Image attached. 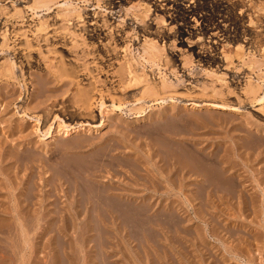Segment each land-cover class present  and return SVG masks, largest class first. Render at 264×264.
<instances>
[{
	"label": "rangeland",
	"instance_id": "rangeland-1",
	"mask_svg": "<svg viewBox=\"0 0 264 264\" xmlns=\"http://www.w3.org/2000/svg\"><path fill=\"white\" fill-rule=\"evenodd\" d=\"M105 1L70 0L71 7L48 17L45 10H30L35 0H0V49L10 53L17 47L21 52L18 58L0 52V264H264V104L250 87L264 80V0H227L235 2L242 24L236 43L221 41L218 29L208 34L210 39L196 34L178 38V23L169 17L163 22L161 11L155 18L153 7L148 23H135L130 16L125 23L120 17L125 12L109 13ZM133 3L141 4L135 0L123 8ZM69 8L73 13L66 16L73 20L68 23L64 19ZM22 10L24 22L18 17ZM93 14L105 30L100 49L115 51L108 68L97 56L93 39L81 32ZM9 19L18 21V42L5 31ZM43 21L51 25L48 31L58 29L66 36L56 38L50 32L53 45L38 43L28 29ZM130 26L139 31L138 38ZM119 28L125 37L117 34ZM231 29L233 38L234 26ZM152 33L165 38V43L156 38L155 65L139 58L155 37ZM203 47L217 57L210 66L194 54ZM127 59L141 80L139 86L128 88L119 81ZM8 60L16 63L11 75ZM147 79L160 85L175 82L177 92L168 88L157 96L145 95L141 92ZM78 89L87 92L88 109H80ZM132 93L136 97L127 99ZM9 95L13 100L8 106L3 96ZM100 97L105 98L104 108ZM113 102L121 103L120 110ZM218 102L237 110L212 106ZM58 104L68 112L58 110ZM70 115L74 122L67 119ZM64 122L72 127L63 129ZM229 179L238 186L233 195L226 185Z\"/></svg>",
	"mask_w": 264,
	"mask_h": 264
},
{
	"label": "bare ground",
	"instance_id": "bare-ground-1",
	"mask_svg": "<svg viewBox=\"0 0 264 264\" xmlns=\"http://www.w3.org/2000/svg\"><path fill=\"white\" fill-rule=\"evenodd\" d=\"M16 2H17V0H15ZM80 1H82V2H87V3H90V2H92L93 0H80ZM133 1H135V0H106L105 1V5H104V7L106 8V10H109V13H113V11L114 10H116V9H120V12H125V16H120L121 17V19L123 20V22H125L126 21V16L128 17V16H130V18H129V20H131V21H133V22H135V21H137V22H135V23H138L139 22V24H146V23H148L147 22V20L148 19H151V12H152V7H153V15H155V18L156 17H160L157 13L159 12V11H161L160 13L163 15V16H161L162 18V21L164 22V18L165 17H169V18H171V20H173V22H175V23H178L177 25H179L180 26V28L178 29V31H177V37L179 38V37H183V36H185V35H189V37H192L193 35H200L199 36V39H202V38H205V37H207L208 36V34H210V32L211 31H213V30H215V29H218V33H219V38H221V41H224V42H230V43H232V42H234V41H237V42H239V39H238V33L240 34L241 32H240V30H241V28H242V24H241V26L239 25V22H240V19L238 18V15L236 14V10H235V2L233 1V2H231L232 4L230 5V3L227 1V0H138L139 1V3H141V4H138V5H135V3H133L131 6H129V7H125V8H123L124 7V4H129V3H132ZM93 3V2H92ZM143 5H145V7L143 6ZM33 6V5H32ZM73 6V5H72ZM87 6V5H86ZM93 6V5H92ZM63 7H71V3H70V0H65V1H63V0H35V5H34V7H30L29 6V8H30V10L31 11H33V12H35V13H38V11L40 10V11H42V10H45L46 12H47V16L49 17L50 15H51V13H54V12H56V10L57 9H59V8H63ZM99 7H103L101 4L99 5ZM142 7H144L145 9H142ZM74 7H72V9H73ZM237 8V7H236ZM70 9V8H69ZM72 9H70V10H68V12L67 13H65V19H64V22H65V20L69 23V22H71L72 20L71 19H69V18H67V16H66V14H70V13H73V12H71V10ZM243 9V8H242ZM74 10H76V8L74 9ZM73 11V10H72ZM131 11V12H130ZM132 13V14H130V13ZM21 15H19L18 17H20L21 19H23V21L22 22H24V20H25V11H21ZM143 13H145L144 15H143ZM251 14V13H250ZM240 15V14H239ZM92 16V15H91ZM93 17V18H92ZM89 20L91 21L90 22V24H87L88 26H86V28H84V29H82L81 30V32H83L85 35H87V36H89V38L92 40L93 39V41L91 42L93 45L95 44V45H97V51H96V54H97V56L99 57V55H101V57H103V59H105V61L103 62V60H102V64H104V66L105 67H107L108 68V66H106V65H108L109 63H110V61H111V59H110V56H112L113 54H114V50H111L110 48H107V49H100V44L102 43V41H100V39H101V34L105 31L104 30V28H103V32H102V24L101 25H99L98 24V21L97 20H95L94 18H96V16L93 14V16H92ZM57 18V17H56ZM56 20V19H55ZM250 20V19H249ZM11 21V22H10ZM17 21V20H16ZM16 21H12V20H8V22H10L11 24H9V25H6L5 26V31H7L8 32V34H9V36H11L12 34V37L10 38L11 40L12 39H14V42L16 41V42H18L17 40L18 39H20L19 38V36H18V29L17 28H15L14 27V25H16L17 23H16ZM83 21V20H82ZM93 21V22H92ZM107 21V20H106ZM110 21V20H109ZM130 21V22H131ZM161 21V20H160ZM161 21V22H162ZM191 21H193L194 22V24H192L191 23ZM18 22V21H17ZM21 22V23H22ZM44 22V21H43ZM80 22V21H79ZM84 22V21H83ZM129 22V21H128ZM48 23V22H47ZM85 23V22H84ZM86 23H89L88 21H86ZM86 23L84 24V25H86ZM122 23V22H121ZM125 23H127V22H125ZM49 24V23H48ZM72 24V26H74L73 25V23H71ZM30 25V24H29ZM55 25V24H54ZM65 25H67V23L65 24ZM122 25V24H121ZM124 25V24H123ZM137 25V24H136ZM176 25V24H175ZM51 25H47L45 22L44 23H41L40 22V24L39 25H37L36 27H33L34 29H32V27H31V29H28L29 30V33H31V37L32 38H34V40H36L38 43H42V42H48V41H50V43L52 44V40L51 39H49V37H47V34L48 33H50V32H52V34L54 35V37H56V38H64L66 35H64L63 33H61L58 29H54V30H50V31H48V28L50 27ZM68 26V25H67ZM118 26V25H117ZM116 26V27H117ZM146 26V25H145ZM231 26H234V28H235V31H233L234 32V34H235V37H233L232 38V29H231ZM75 27V26H74ZM73 27V28H74ZM11 28V29H10ZM30 28V27H29ZM81 28H83V27H81ZM51 29V28H50ZM69 29H71L70 27H69ZM129 29H130V31H132V29H133V31H135V28H132V26H130L129 27ZM12 30V31H11ZM20 30V29H19ZM62 30H64V28H62ZM80 30V29H79ZM107 30V29H106ZM111 30H115V27H111ZM243 30V32H245V33H247V34H249V35H251V33L249 32V30L248 29H242ZM118 33L117 34H120V32H121V37H125L126 36V32H124L125 30H120V28H119V30H116ZM143 31V30H142ZM176 31V30H175ZM47 32V33H46ZM112 32H114V31H112ZM144 32V31H143ZM22 33H24V32H21V34ZM28 33V32H27ZM115 33V32H114ZM214 33V32H213ZM25 34H26V32H25ZM147 35L149 34V32H147L146 33ZM153 34V36H154V34H155V37L154 38H150V40H149V45H147V46H144L143 47V54L140 52V54H139V58L140 59H143L144 61H146V62H151V63H154V65H155V58L157 57V54H156V51H157V46L155 45V43H156V38H160L161 40H162V42L163 43H165V38H163L162 36H160V35H158V34H156V33H152ZM216 34H217V32H216ZM20 35V34H19ZM24 35V34H23ZM51 35V34H50ZM106 35V34H105ZM144 35V34H143ZM146 35V36H147ZM211 35V34H210ZM21 36V35H20ZM145 36V35H144ZM254 36V35H253ZM25 37H26V35H25ZM28 37V36H27ZM26 37V38H27ZM53 37V36H52ZM68 37V36H67ZM139 37V31H135L134 32V38H138ZM88 38V37H87ZM86 38V39H87ZM95 38V39H94ZM131 38H132V36L130 37V39L129 40H131ZM149 38V37H148ZM207 38H209L210 39V37H207ZM216 38V37H215ZM218 38V37H217ZM250 38V37H249ZM55 39V38H54ZM104 39V38H103ZM157 39V40H158ZM175 39H177V38H175ZM213 39V38H212ZM58 40V39H57ZM128 40V39H127ZM128 40V41H129ZM160 40V41H161ZM188 40V39H187ZM27 41V40H26ZM33 41V40H32ZM31 41V42H32ZM54 41V40H53ZM97 41V42H96ZM132 41V40H131ZM136 41V40H135ZM152 41H154V42H152ZM201 41V40H200ZM212 41V40H211ZM214 41V40H213ZM249 41V40H248ZM247 41V42H248ZM23 42H25V41H23ZM23 42H22V44H23ZM27 42H30V41H27ZM158 42V41H157ZM197 42H199V40L197 41ZM204 42V41H203ZM215 42V41H214ZM33 43V42H32ZM54 43H55V41H54ZM57 43V42H56ZM61 43V42H60ZM200 43V42H199ZM234 43H236V42H234ZM21 44V43H20ZM19 43H17V44H15V45H20ZM29 44V43H28ZM28 44H26V45H28ZM50 44V45H51ZM201 44V43H200ZM210 44V43H209ZM213 44V43H212ZM246 44V43H245ZM4 45V44H3ZM32 45V44H31ZM53 45V44H52ZM91 45V44H90ZM196 45H198V43L196 44ZM202 45V44H201ZM103 46V45H102ZM104 46H106V45H104ZM131 46V45H130ZM205 46V45H204ZM213 46V45H212ZM215 46V45H214ZM218 46V45H217ZM94 47V46H93ZM239 46H237V48H238ZM99 48V49H98ZM211 48V47H210ZM13 49V48H12ZM15 49H17V47L15 48ZM14 49V51H12V52H10V53H8V51H5L4 52V50L1 48L0 49V52H2L1 54L2 55H4L3 53H5L6 55H7V57L9 56V57H11V55L14 57V58H18L19 57V55H20V53L21 52H16V50ZM20 49V48H19ZM116 49V48H115ZM198 49V48H197ZM218 49V48H217ZM18 50V49H17ZM215 50V49H214ZM22 51V50H21ZM214 52V51H213ZM217 52V51H216ZM118 53V52H117ZM120 53V52H119ZM210 53H212V52H210ZM194 54H196L195 56L198 58V62H200V63H202V62H205L206 63V65L208 64L209 66L210 65H212L211 63H213V61L214 60H216L217 59V57H213L212 58V56H210L209 55V53L207 52V51H205V49H204V47L203 48H201V49H199V51L197 50V52L196 53H194ZM22 55V54H21ZM90 55V54H89ZM132 55V54H131ZM218 55V54H217ZM251 55V54H250ZM28 56V55H27ZM27 56H25L24 58H26ZM114 56V55H113ZM117 57V56H116ZM133 57V56H132ZM124 58H126V56H124ZM136 58V57H135ZM6 59V58H5ZM10 59V58H9ZM23 59V58H22ZM138 59V58H137ZM176 59V58H175ZM132 60H134V58H132ZM139 60V59H138ZM142 60V61H143ZM219 60V59H218ZM17 61V60H16ZM25 61V60H24ZM23 60H22V62H24ZM27 61V60H26ZM124 61V60H123ZM8 62H12V60H8ZM19 62H21V61H19ZM21 62V63H22ZM29 63V62H28ZM106 63H108V64H106ZM126 63V62H125ZM124 63V66H122L123 67V70H122V72H120V74H118L117 76H119L120 77V83H122V84H124V85H126L128 88H131V86H139V84H140V82H141V80L137 77V76H134V72H133V70L131 69L132 67V63H131V60L129 59H127V63L125 64ZM138 63V62H137ZM157 63V62H156ZM204 63V64H205ZM216 62H214V64H215ZM123 64V63H122ZM121 64V65H122ZM140 64V63H139ZM166 64V63H165ZM15 65H16V63L13 61L12 62V65L11 64H9V65H7V67H6V69H7V72L11 75V74H13V69H14V67H15ZM1 66V65H0ZM25 66V65H24ZM23 66V67H24ZM62 66V65H61ZM109 66H111V65H109ZM5 67V66H4ZM18 67V66H17ZM156 67H157V65H156ZM3 68V67H2ZM27 68V67H26ZM58 68H60L59 66L57 67V69ZM102 68H104L103 66H102ZM218 68V67H217ZM22 69H24V68H21V70ZM62 69H64V68H62ZM106 69V68H105ZM120 69V68H119ZM2 70V69H1ZM103 70V69H102ZM116 71V70H115ZM22 72V71H21ZM56 72H59L58 70L56 71ZM263 72V71H262ZM2 74V73H1ZM15 74V73H14ZM48 74H50V73H48ZM117 74V73H116ZM170 74V73H169ZM172 74V73H171ZM66 75V74H65ZM56 76V75H55ZM61 76V75H60ZM59 76V77H60ZM116 76V77H117ZM13 77V76H12ZM45 77V76H44ZM48 77V76H47ZM46 77V78H47ZM58 77V76H57ZM164 77V76H163ZM166 77V76H165ZM2 78H4V77H2ZM15 78V77H14ZM35 78V77H34ZM149 79H151V78H149ZM153 79V78H152ZM148 80V79H147ZM154 80V79H153ZM263 80V79H262ZM25 81H26V79H25ZM36 81V80H35ZM116 81H118V80H116ZM156 81V80H155ZM171 81V80H170ZM10 82V81H9ZM60 82V81H59ZM83 82V81H82ZM144 82V81H143ZM32 83V82H31ZM50 83V82H49ZM67 83V82H66ZM145 84L147 83V86H146V88H145V92H141V93H144L145 95H149V96H153V95H156L157 96V94L159 95V94H161L162 92H164V91H166V89H168V88H173V87H175V82L174 83H172V82H170V83H168V81L167 80H164L163 82H162V84L160 85V83H157V82H154V81H147V82H144ZM90 84V83H89ZM262 85H260V86H255V85H253L252 84V86H250V87H252L251 88V91H252V89L255 91V93L256 94H258V97H257V101L258 102H260V103H262V104H264V80H263V82L261 83ZM5 85V84H4ZM91 85V84H90ZM121 85V84H120ZM28 86V85H27ZM91 86H93L94 87V85L92 84ZM1 87H4L3 85L1 86ZM38 87V86H37ZM177 87V86H176ZM6 88H8V87H6ZM14 88V87H13ZM84 89H85V87H83ZM88 88V87H87ZM123 88H125V87H123ZM11 90H12V88H10ZM82 89V88H81ZM89 89H91L90 87H89ZM100 89V88H99ZM142 89V88H141ZM140 89V90H141ZM173 89H175V88H173ZM188 89V88H187ZM7 90V89H6ZM6 90H4V93H6L7 91ZM79 90V92H77L78 93V100H79V103H81V105H80V109L82 108H84V107H90V98L87 96V92H84L83 90H80V89H78ZM87 90V89H86ZM93 90V89H92ZM108 90V89H107ZM6 91V92H5ZM55 91V90H54ZM125 91V90H124ZM142 91H143V89H142ZM175 91H176V89H175ZM10 92V91H9ZM12 92V91H11ZM14 92V91H13ZM57 92V91H56ZM90 92H91V90H90ZM102 92V91H101ZM107 92H109V91H107ZM106 92V93H107ZM134 92V91H133ZM136 92V91H135ZM139 92V93H140ZM172 92V91H171ZM177 92V91H176ZM187 92H188V90H187ZM190 92V91H189ZM55 93V92H54ZM102 93H105V92H102ZM101 93V94H102ZM130 93V92H129ZM137 93H138V91H137ZM191 93V92H190ZM2 94V93H1ZM7 94V93H6ZM44 94V93H43ZM46 94V93H45ZM50 94V93H49ZM75 94V93H74ZM111 94V93H110ZM163 94V93H162ZM175 94V93H174ZM185 94H187L186 92H185ZM189 94V93H188ZM4 95V94H3ZM12 95V94H11ZM11 95H9V96H3V98L4 99H7L6 100V103L5 104H7L8 106H9V104H12V100L13 99H9L8 100V97L9 98H12V96ZM105 95V94H104ZM126 95V94H125ZM135 95V94H134ZM133 95V93L132 94H129L128 96H127V99L128 98H135L136 96H134ZM142 96H144L143 94H141ZM179 95H181V94H179ZM182 95H184V93L182 94ZM106 96V95H105ZM104 96V97H105ZM125 96V97H126ZM141 96V97H142ZM104 97H100V99H101V107H103V105L105 104V102H104V100H105V98ZM107 97V96H106ZM139 97V96H138ZM170 97V96H169ZM17 98V97H16ZM35 98V97H34ZM76 98V97H75ZM144 98V97H143ZM148 98H150V97H148ZM181 98H183V97H170V99H181ZM36 99V98H35ZM126 98H125V100H127ZM146 99V98H145ZM3 100V99H2ZM41 100V99H40ZM131 100V99H130ZM136 100V99H135ZM144 100V99H143ZM149 100V99H148ZM161 100H163V102H164V99H161ZM35 101H37V100H35ZM42 101V100H41ZM74 101V100H73ZM75 101H76V99H75ZM43 102V101H42ZM78 102V101H77ZM128 102V101H127ZM126 102V103H127ZM137 102H138V100H137ZM112 103V102H111ZM152 103V102H151ZM118 104V103H117ZM116 103H114L113 102V107L114 108H117V109H119L120 110V108L122 107V105H121V103L119 104V105H117ZM210 104H212V103H210ZM37 105V104H36ZM29 106V105H28ZM41 106V105H40ZM47 106V105H46ZM57 107H58V110H60V111H62L63 113H65V112H68V107L67 106H65V105H56ZM78 106H79V104H78ZM77 106V107H78ZM125 106H126V104H125ZM212 106H214V107H216V108H219V109H236L235 107L233 108V107H230V105H228V104H225V103H213V105ZM24 107V106H23ZM22 107V108H23ZM31 107V106H30ZM51 107V106H50ZM71 107V106H70ZM73 107V106H72ZM86 107V108H87ZM88 107V108H89ZM100 107V106H99ZM25 109L23 110V113L25 114V116L26 115H29V113L27 112L28 111V109H26V107H24ZM37 108V107H36ZM52 108H54V106H52ZM79 108V107H78ZM87 108V109H88ZM104 108V107H103ZM86 109V110H87ZM233 110V111H234ZM237 110V109H236ZM49 111H50V113H51V109H49ZM55 111V110H54ZM79 112V111H78ZM139 113H140V111H138ZM143 112V111H142ZM53 113V112H52ZM51 113V114H52ZM57 113H58V111H57ZM70 113V112H69ZM74 113V112H73ZM103 113V112H102ZM23 114V115H24ZM43 114H45V113H43ZM47 114V116L49 115L48 113H46ZM61 114V113H60ZM56 115V114H55ZM75 115V114H74ZM74 115H70V116H68L67 117V119L69 120V121H71V122H74L76 119L74 118ZM77 115V114H76ZM81 115H83V114H81ZM148 115V114H147ZM65 119H66V116L65 115H62ZM78 116V115H77ZM144 116V115H143ZM32 117V116H31ZM33 117H37V119L36 120H38V121H40L41 120V118L39 117L38 118V116H33ZM32 117V118H33ZM61 118V116L59 117V115L57 116H55V118ZM164 116H160L159 118H163ZM45 118H46V116H45ZM43 119H44V117H43ZM164 120V119H163ZM116 121V120H115ZM39 123V122H38ZM44 123V122H43ZM82 123H83V121H81L80 122V125H82ZM103 124V123H102ZM119 124V123H118ZM91 125V124H90ZM104 125V124H103ZM116 125V124H115ZM9 126V125H8ZM71 126V123L70 124H67L66 122H64V124H62V127H63V129L64 128H68V127H70ZM51 125L47 128V130H46V134L48 133L49 134V132H50V130H51ZM72 127V126H71ZM75 127V126H74ZM18 128V127H17ZM56 128V127H55ZM61 128V127H60ZM111 128H112V126H111ZM13 129V128H12ZM23 129V128H22ZM62 128L59 130V131H62L63 130ZM16 130V129H15ZM81 130V129H80ZM118 130V129H117ZM128 131V130H127ZM18 132H20V131H18ZM53 132H54V130H53ZM52 132V133H53ZM6 133V132H5ZM22 133V132H21ZM63 133H65V137H67V135L69 134V129H65V131L63 132ZM160 133V132H159ZM14 134H16L15 132H14ZM55 134V133H54ZM64 135V134H63ZM82 135V134H81ZM86 135V134H85ZM52 136V135H51ZM9 137V136H8ZM144 137V136H143ZM7 138V137H6ZM5 138V139H6ZM90 138V137H89ZM92 138V137H91ZM97 138V137H96ZM100 138V137H99ZM15 139H17V138H15ZM21 139V138H20ZM57 139V138H56ZM61 139V138H60ZM101 139V138H100ZM158 139V138H157ZM89 140V139H88ZM96 140V139H95ZM99 140V139H98ZM61 141V140H60ZM138 141V140H137ZM10 142V141H9ZM62 142V141H61ZM60 142V143H61ZM77 142V141H76ZM86 141L85 140H81L80 141V143H82V145H83V143H85ZM116 142V141H115ZM143 142V141H142ZM78 143V142H77ZM87 143V145H91V146H93L94 145V143H93V145H92V143H90L89 141L88 142H86ZM193 143V142H192ZM9 144V143H8ZM10 145V144H9ZM18 145V144H17ZM85 145V144H84ZM110 145V144H109ZM155 145V144H154ZM28 146V145H27ZM57 146V145H56ZM76 146V145H75ZM118 146V145H117ZM152 146V145H151ZM9 147V146H8ZM14 147H15V144H14ZM58 147V146H57ZM80 147V146H79ZM94 147V146H93ZM109 147V146H108ZM121 147V146H120ZM61 148V147H60ZM81 148V147H80ZM98 148V147H97ZM154 148V147H153ZM153 148H151V149H153ZM32 149V148H31ZM73 149H75V148H73ZM115 149H117V148H115ZM8 150V149H7ZM198 150V149H197ZM5 151H6V149H5ZM48 151V150H47ZM95 151V150H94ZM106 151V150H105ZM9 152V151H8ZM168 152V151H167ZM49 153V152H48ZM148 153V152H147ZM153 153H155V152H153ZM201 153V152H200ZM105 154V153H104ZM159 154V153H158ZM2 155V154H1ZM64 155V154H63ZM71 155H72V153H71ZM133 156H134V154H133ZM205 156H206V154H205ZM40 157V156H39ZM58 157V156H57ZM66 157V156H65ZM86 157V156H85ZM103 157V156H102ZM101 157V158H102ZM174 157V156H173ZM209 157V156H208ZM30 158V157H29ZM42 158V157H41ZM89 158V157H88ZM155 158V157H154ZM164 158V157H163ZM167 158V157H166ZM169 158H170V156H169ZM168 158V160H170ZM189 158V157H188ZM5 159H6V157H5ZM10 159V158H9ZM76 159V158H75ZM113 159V158H112ZM160 159V158H159ZM181 159V158H180ZM219 159V158H218ZM2 160H4V159H2ZM50 160V159H49ZM54 160V159H53ZM213 160V159H212ZM23 161V160H22ZM69 161V160H68ZM115 161V160H114ZM181 161V160H180ZM218 161V160H217ZM225 161V160H224ZM19 162V161H18ZM41 162H42V159H41ZM101 162V161H100ZM172 162V161H171ZM185 162V161H184ZM90 163V162H89ZM110 163V162H109ZM116 163V162H115ZM16 164V163H15ZM33 164V163H32ZM112 164V163H111ZM119 164H120V162H119ZM95 165V164H94ZM103 165V164H102ZM126 165V164H125ZM212 165V164H211ZM13 166V165H12ZM56 166H57V164H56ZM99 166V165H98ZM172 166V165H171ZM205 166V165H204ZM209 166V165H208ZM3 167V166H2ZM45 167V166H44ZM49 167V166H48ZM96 167V166H95ZM107 167V166H106ZM111 167V166H110ZM176 167V166H175ZM24 168V167H23ZM103 168V167H102ZM171 168V167H170ZM187 168V167H186ZM189 168V167H188ZM235 168V167H234ZM37 169V168H36ZM57 169V168H56ZM70 169H71V167H70ZM163 169V168H162ZM164 169H166V168H164ZM179 169V168H178ZM190 169H191V167H190ZM100 169H98V171H99ZM167 170V169H166ZM54 171V170H53ZM103 171V170H102ZM112 171V170H111ZM205 171V170H204ZM219 171V170H218ZM233 171H234V169H233ZM73 172V171H72ZM84 173H85V171H83ZM176 172V171H175ZM188 172V171H187ZM228 172V171H227ZM226 172V173H227ZM229 172H230V170H229ZM231 172H232V170H231ZM31 173V172H30ZM91 173V172H90ZM235 173H237V172H235ZM263 173V172H262ZM86 174V173H85ZM93 174V173H92ZM96 174V173H95ZM104 174H106V173H104ZM161 174H162V172H161ZM168 174V173H167ZM180 174H182V173H180ZM189 174V173H188ZM187 174V175H188ZM205 174V173H204ZM241 175V174H240ZM54 176V175H53ZM56 176V175H55ZM67 176V175H66ZM69 176V175H68ZM67 176V177H68ZM80 176V175H79ZM138 176V175H137ZM164 176V175H163ZM167 176V175H166ZM179 176V175H178ZM205 176V175H204ZM203 176V177H204ZM214 176V175H213ZM218 176V175H217ZM220 176V175H219ZM227 176V175H226ZM229 176V175H228ZM233 176V175H232ZM82 177H84V176H82ZM88 177V176H87ZM101 177V176H100ZM146 177V176H145ZM152 177V176H151ZM212 177V176H211ZM216 176H214V178H215ZM56 178H58V177H56ZM176 178V177H175ZM209 178V177H208ZM222 177H218V179H221ZM224 178V177H223ZM223 178H222V182H224V181H228V180H224L223 181ZM260 178V177H259ZM62 179V178H61ZM169 178H167V180H168ZM171 179H173V178H171ZM170 179V180H171ZM205 179V178H204ZM204 179H202V180H204ZM233 179V178H232ZM232 179H229L230 181L229 182H227L226 183V185L229 187V189H227V187H225L227 190H229V194H231V195H233L234 193H237V192H235V191H237V183L236 182H234ZM235 179H236V177H235ZM60 180V179H59ZM72 180V179H71ZM76 180V179H75ZM74 180V181H75ZM154 180V179H153ZM174 180V179H173ZM184 180V179H183ZM144 181V180H143ZM206 181V180H205ZM212 181V180H211ZM213 181H214V179H213ZM164 182H166V181H164ZM178 182V181H177ZM215 182V181H214ZM221 182V180H219V182L218 183H220ZM131 183V182H130ZM170 183V182H169ZM216 183H217V181H216ZM263 183V182H262ZM52 184H54V183H52ZM204 184H206V182L204 183ZM213 184V183H212ZM64 185V184H63ZM72 185H73V183H72ZM217 184H215V186H216ZM77 186V185H76ZM157 186H158V184H157ZM208 186H210V185H208ZM213 186V185H212ZM241 186V185H240ZM243 186V185H242ZM32 187V186H31ZM74 187V186H73ZM78 187V186H77ZM96 187V186H95ZM170 187V186H169ZM173 187V186H172ZM222 187H223V184H222ZM2 188V187H1ZM97 188V187H96ZM162 188V187H161ZM205 188H206V186H205ZM257 188V187H256ZM55 189V188H54ZM74 189V188H73ZM83 189V188H82ZM213 189V188H212ZM224 189V188H223ZM53 190V189H52ZM66 190V189H65ZM153 190V189H152ZM207 190V189H206ZM218 190V189H217ZM252 190V189H251ZM74 191V190H73ZM76 191H77V189H76ZM98 191V190H97ZM103 191V190H102ZM153 192H155V191H153ZM243 192V191H242ZM242 192H241V194H242ZM92 193V192H91ZM103 193H104V191H103ZM107 193H108V191H107ZM219 193V192H218ZM228 193V192H227ZM233 193V194H232ZM89 194H90V192H89ZM105 194V193H104ZM104 194H102V195H104ZM254 194V193H253ZM97 195V194H96ZM101 195V196H102ZM205 195V194H204ZM244 195V194H243ZM206 196H207V194H206ZM247 196V195H246ZM100 197V196H99ZM103 197H105V196H103ZM102 197V198H103ZM237 197V196H236ZM239 198H242V196L240 197V195L238 196ZM244 197V196H243ZM70 198H71V196H70ZM106 198V197H105ZM113 198V197H112ZM182 198V197H181ZM226 198V197H225ZM61 199V198H60ZM77 199V198H76ZM81 199V198H80ZM88 199V198H87ZM107 199V198H106ZM214 199V198H213ZM246 199V198H245ZM93 200V199H92ZM103 200H105V199H103ZM207 200V199H206ZM205 200V201H206ZM108 201V200H107ZM248 201V200H247ZM260 201V200H259ZM263 201V200H262ZM101 202V201H100ZM147 202V201H146ZM148 202H149V200H148ZM85 203V202H84ZM92 203V202H91ZM123 203V202H122ZM145 203V202H144ZM183 203V202H182ZM185 203V202H184ZM202 203V202H201ZM83 204V203H82ZM95 204H97V203H95ZM104 204V203H103ZM119 204H120V202H119ZM152 204V203H151ZM31 205V204H30ZM101 205V204H100ZM137 205V204H136ZM136 205H134V206H136ZM147 205V204H146ZM170 205V204H169ZM98 206V205H97ZM145 206V205H144ZM210 206V205H209ZM106 207V206H105ZM117 207V206H116ZM139 207V206H138ZM28 208V207H27ZM95 208V207H94ZM102 208V207H101ZM119 208V207H118ZM142 208V207H141ZM149 208V207H148ZM171 208H173V207H171ZM24 209V208H23ZM165 209V208H164ZM197 209H198V207H197ZM15 211V210H14ZM32 211V210H31ZM44 211H45V209H44ZM196 211V210H195ZM205 211V210H204ZM76 212V211H75ZM97 212V211H96ZM131 212V211H130ZM142 212V211H141ZM150 212V211H149ZM148 212V213H149ZM4 213V212H3ZM31 213V212H30ZM53 213V212H52ZM74 213V212H73ZM117 213H118V211H117ZM201 213V212H200ZM199 213V214H200ZM25 214V213H24ZM44 214V213H43ZM68 214V213H67ZM95 214V213H94ZM97 214V213H96ZM101 214V213H100ZM156 214V213H155ZM18 215V214H17ZM99 215V214H98ZM101 215H103V214H101ZM137 215V214H136ZM141 215V214H140ZM9 216V215H8ZM97 216V215H96ZM134 216V215H133ZM26 217V216H25ZM98 217V216H97ZM123 217V216H122ZM27 218V217H26ZM45 218V217H44ZM92 218V217H91ZM101 218V217H100ZM164 218V217H163ZM180 218V217H179ZM117 219H118V217H117ZM148 219V218H147ZM153 219H154V217H153ZM167 220H169V219H167ZM177 220V219H176ZM111 221V220H110ZM141 221V220H140ZM150 221V220H149ZM156 221V220H155ZM175 221V220H174ZM190 221H191V219H190ZM144 222V221H143ZM148 222V221H147ZM101 223V222H100ZM139 224V223H138ZM138 224L136 225V226H138ZM149 224V223H148ZM156 224H158V223H156ZM178 224V223H177ZM181 224H182V222H181ZM120 225V224H119ZM119 225H118V227H119ZM129 225V224H128ZM146 225V224H145ZM159 225V224H158ZM169 225V224H168ZM175 225V224H174ZM174 225H173V227H174ZM37 226V225H36ZM131 226V225H130ZM153 226H154V224H153ZM184 226V225H183ZM193 226V225H192ZM40 227V226H39ZM56 227V226H55ZM104 227V226H103ZM117 227V226H116ZM142 227H144V226H142ZM149 227V226H148ZM156 227H158V226H156ZM133 228V227H132ZM40 229V228H39ZM63 229V228H62ZM120 229V228H119ZM171 229V228H170ZM144 230V229H143ZM149 230V229H148ZM178 230V229H177ZM184 230V229H183ZM142 231V230H141ZM168 232V231H167ZM176 232V231H175ZM227 232V231H226ZM26 233V232H25ZM157 233V232H156ZM177 233V232H176ZM40 234V233H39ZM57 234V233H56ZM138 234V233H137ZM141 234H142V232H141ZM175 234V233H174ZM143 235V234H142ZM156 235V234H155ZM151 236V235H150ZM172 236V235H171ZM39 237V236H38ZM143 237V236H142ZM178 237V236H177ZM198 237V236H197ZM148 238V237H147ZM153 238V237H152ZM151 238V239H152ZM160 238V237H159ZM169 238V237H168ZM249 238V237H248ZM41 239V238H40ZM130 239V238H129ZM155 239H156V237H155ZM193 239V238H192ZM200 239V238H199ZM161 240V239H160ZM179 240V239H178ZM191 240V239H190ZM197 240V239H196ZM121 241V240H120ZM201 241V240H200ZM185 242V241H184ZM144 243H146V242H144ZM149 243V242H148ZM151 243V242H150ZM160 244V243H159ZM122 245V244H121ZM164 246V245H163ZM159 247V246H158ZM191 248V247H190ZM142 250V249H141ZM170 250V249H169ZM100 251V250H99ZM247 251V250H246ZM164 252V251H163ZM181 252H183V251H181ZM149 253V252H148ZM63 254V253H62ZM36 255V254H35ZM50 255V254H49ZM154 255V254H153ZM191 255V254H190ZM40 256V255H39ZM150 256V255H149ZM188 257V256H187ZM186 257V258H187ZM37 258V257H36ZM128 258V257H127ZM154 258H155V256H154ZM146 259V258H145ZM192 259V258H191ZM34 260V259H33ZM2 261V260H1ZM9 261V260H8ZM53 261V260H52ZM177 261V260H176ZM22 262V261H21ZM108 262V261H107ZM130 262V261H129ZM157 264V263H156Z\"/></svg>",
	"mask_w": 264,
	"mask_h": 264
}]
</instances>
